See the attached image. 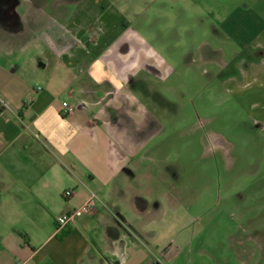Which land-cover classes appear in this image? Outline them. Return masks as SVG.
I'll list each match as a JSON object with an SVG mask.
<instances>
[{"label": "crops", "instance_id": "1", "mask_svg": "<svg viewBox=\"0 0 264 264\" xmlns=\"http://www.w3.org/2000/svg\"><path fill=\"white\" fill-rule=\"evenodd\" d=\"M167 2L54 0L50 25L0 29V53L18 51L0 58V264H173L189 192L164 170L159 135L198 97V59L224 87V42L244 53L226 92L264 138V0H231L214 25L184 29L180 53ZM91 194L93 209L56 231Z\"/></svg>", "mask_w": 264, "mask_h": 264}, {"label": "rangeland", "instance_id": "2", "mask_svg": "<svg viewBox=\"0 0 264 264\" xmlns=\"http://www.w3.org/2000/svg\"><path fill=\"white\" fill-rule=\"evenodd\" d=\"M52 1L0 0V29H30L29 21L34 19L50 25L48 14L56 12L55 6L49 7ZM133 3L138 5L126 2L138 15L140 7L134 8ZM110 4L120 9L124 2ZM232 4L231 0L167 2L171 11L165 9L164 15L170 16L172 24L175 17L179 53L187 40L184 29H204L206 21L207 28L214 25L215 11L220 16ZM224 51V87L219 78L203 74L210 67L198 59V97L191 98L189 110L185 104V111L174 115L171 127L161 129L159 135L164 170L175 173L171 180L182 193L189 192L179 209L178 235L184 248L173 264H264V138L225 88L228 76L235 72L236 57L244 53L236 54L227 42ZM17 54L6 50L0 58L14 60ZM38 57L39 52L31 51L20 59ZM218 63L219 57L214 56L213 74L220 71Z\"/></svg>", "mask_w": 264, "mask_h": 264}, {"label": "built area", "instance_id": "3", "mask_svg": "<svg viewBox=\"0 0 264 264\" xmlns=\"http://www.w3.org/2000/svg\"><path fill=\"white\" fill-rule=\"evenodd\" d=\"M74 110H75L74 106L70 105L67 102H62L60 104L59 114L62 117H67L71 115L74 112ZM69 195H70V192H66L64 194V197H67ZM96 201H97V197L94 194H91L83 206H81L78 209L73 210L70 213H67L61 216L56 222V231L62 230L64 227H66V225L71 219L75 217H79L83 214L89 213L93 209Z\"/></svg>", "mask_w": 264, "mask_h": 264}]
</instances>
